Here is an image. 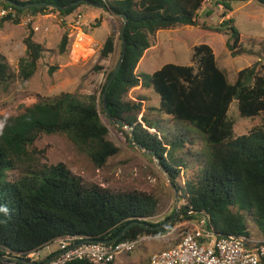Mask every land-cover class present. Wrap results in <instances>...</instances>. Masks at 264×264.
Returning <instances> with one entry per match:
<instances>
[{
  "label": "trees",
  "instance_id": "obj_1",
  "mask_svg": "<svg viewBox=\"0 0 264 264\" xmlns=\"http://www.w3.org/2000/svg\"><path fill=\"white\" fill-rule=\"evenodd\" d=\"M19 5L46 2L64 6L78 0H9ZM7 0L16 15L0 19L19 24V16L54 13L60 20L82 5L66 10L53 7L21 9ZM105 3L116 14L126 16L125 54L121 67L108 87L106 105L109 113L124 124H134L139 103L124 99L128 91L143 81L135 73L143 52L150 46L151 36L162 29L180 25L197 27V12L205 0H89ZM224 12L216 26L202 24L204 34H226L225 46L232 52L240 46V33L233 19H225L233 2L250 0H209ZM264 5V0H254ZM189 33V32H188ZM186 34V37L188 35ZM119 39L121 37L119 33ZM25 56L18 61V77L28 80L37 68L44 47L33 39L30 29L23 40ZM68 42L64 32L59 42L63 50ZM122 46V42H121ZM114 49V39L107 36L100 49L107 57ZM192 65L165 63L151 73L153 90L159 96L158 109L174 120L188 123L203 135L204 166L198 177L185 183L186 194L180 215L175 222L194 220L206 213L219 235L247 234L244 216L247 211L264 236V128L257 127L246 135L233 137L235 122L228 115L236 100L241 117L253 118L264 113V73L255 65L240 69L234 82L217 66L215 54L207 43L192 46ZM0 51V77L8 71ZM112 71L101 88L99 101ZM146 84V83H145ZM95 94L85 99L68 92L38 100L16 115L2 119L0 129V243L16 250H30L56 237L76 235L92 240H111L124 226L136 219L147 226L134 224L116 241L133 240L138 236L154 237L170 231L172 222L152 228L148 219L155 214L156 200L147 193L113 191L84 181L64 163L41 164L33 150L41 134H64L77 149L86 153L93 164L101 167L108 157L118 152L106 137ZM101 113L104 114L103 107ZM136 122V121H135ZM154 128L152 125L149 126ZM133 141L153 151L159 164L175 184L178 161L172 159L182 140L162 141L156 133L136 123ZM168 157L170 159H168ZM176 190H179L176 187ZM233 207L238 210L233 211ZM173 215V214H172ZM171 215V216H172ZM170 216V217H171ZM170 217H167L170 218ZM1 264V263H0ZM65 264H93L87 260H71ZM111 264V263H110ZM148 264V261L147 263Z\"/></svg>",
  "mask_w": 264,
  "mask_h": 264
},
{
  "label": "rangeland",
  "instance_id": "obj_2",
  "mask_svg": "<svg viewBox=\"0 0 264 264\" xmlns=\"http://www.w3.org/2000/svg\"><path fill=\"white\" fill-rule=\"evenodd\" d=\"M223 12V8L205 0L197 12V27L178 25L159 30L151 36L150 46L143 52L135 69L143 84L131 88L124 97L127 101L139 103L141 108L133 114L136 122L124 127H118L105 118L99 101L101 88L121 53L119 33L123 22L119 15L107 9L82 5L64 20L52 14H46L40 20L39 16L27 20L23 14L19 16V24L4 23L0 29V51L9 68L7 74L0 77V129L3 118L22 112L38 100L64 92L75 94L81 99L95 94L102 121L108 129L106 137L118 148L115 155L97 167L86 153L59 133L41 134L30 150H33L41 164L50 166L64 163L72 173L86 182L113 191H137L151 195L157 202L155 214L148 219L153 223L163 221L174 213L177 214L176 218L181 217L180 208L186 200L185 183L195 180L204 166L206 144L203 135L191 125L176 121L159 111V96L151 86L150 76L165 63L192 65V46L199 43L210 45L217 66L226 74L229 82H234L240 69L252 65L264 73V5L254 0L233 2L232 11L226 12L225 19H233L240 33V46L234 53L225 46L228 38L226 34H204L199 31L202 24L211 27L218 25ZM78 15L80 24L74 28ZM34 21L35 26L32 24ZM30 29L33 39L41 41L44 51L34 74L28 80H22L17 74L18 61L26 55L23 40ZM79 30L80 40L76 36ZM64 32L67 33L68 42L60 50L59 42ZM107 36L113 37L114 49L107 57H102L100 49ZM228 115L235 122L234 138L246 135L254 128H264V113L253 118L241 117L236 100L230 104ZM136 123L156 133L162 141H183L172 157L178 161L180 168L175 184L160 168L158 159L134 145L130 130ZM151 125L154 128L149 127ZM232 209L238 210L236 207ZM241 212L247 233L261 235L251 214ZM191 223L188 220L173 221L170 231L139 243L132 252L117 256L111 264H146L151 253L172 246L176 239L175 232L181 227L189 228ZM57 249L58 244L51 243L42 249V254ZM120 259L122 262H119Z\"/></svg>",
  "mask_w": 264,
  "mask_h": 264
},
{
  "label": "built area",
  "instance_id": "obj_3",
  "mask_svg": "<svg viewBox=\"0 0 264 264\" xmlns=\"http://www.w3.org/2000/svg\"><path fill=\"white\" fill-rule=\"evenodd\" d=\"M16 15L12 7L0 0V19ZM30 20L34 16L25 13ZM80 15L73 27L78 28ZM80 30L77 38L80 40ZM189 221V220H188ZM189 228L175 232V243L150 254L148 264H264V236L250 234L219 235L209 216L201 212ZM169 234V233H168ZM152 237L138 236L133 240H92L76 235L56 237L30 250H16L0 243L1 264H65L71 260H87L93 264H110L117 256L132 252L139 243ZM57 243L58 249L42 254V249Z\"/></svg>",
  "mask_w": 264,
  "mask_h": 264
},
{
  "label": "water",
  "instance_id": "obj_4",
  "mask_svg": "<svg viewBox=\"0 0 264 264\" xmlns=\"http://www.w3.org/2000/svg\"><path fill=\"white\" fill-rule=\"evenodd\" d=\"M9 1V0H7ZM10 2V1H9ZM81 2H84L88 5L94 6V7H98V8H102V9H107L112 13H115L113 9H111L108 5H106L105 3H100V2H95V1H89V0H78V1H74V2H70L64 6H57L55 4L52 3H46V2H38V3H27L25 5H19L16 4L14 2H10L12 5H14L15 7L21 8V9H26V8H30V7H53V8H57V9H61V10H66L72 6H75ZM116 14V13H115ZM121 17L122 19V27L120 30V37H121V42H122V46H121V53H120V57L119 60L117 62V64L115 65L114 69L112 70L109 79L107 81V83L105 84L103 93H102V107H103V111H104V116L105 118L114 123L115 125H117L118 127H124L126 124L123 123V121L120 118H115L113 117L109 111H108V107L106 105V94H107V90L109 85L111 84L112 80L114 79L117 71L119 70V68L121 67L123 58H124V54H125V47H126V43H125V26H126V16L124 14H117ZM130 134H131V139L133 138L134 134H133V129L130 130ZM134 145H136L137 147H140L141 149H143L146 153L154 156L156 159H158V157L156 156V154L153 151H148L146 149H144L140 144L135 143ZM160 168H162V166L159 164ZM177 214H173L170 218L166 219L165 221H163L160 225L158 226H154L152 228H161L163 226H166L168 224H170L171 222H173L176 218ZM134 224H139L141 226H147V224L143 221H140L139 219L134 220L133 222L127 224L126 226H124L122 228V230L117 234V236L115 238H112L111 240H104V242L106 241H115L117 239H119L124 233L125 231L130 228L132 225Z\"/></svg>",
  "mask_w": 264,
  "mask_h": 264
},
{
  "label": "crops",
  "instance_id": "obj_5",
  "mask_svg": "<svg viewBox=\"0 0 264 264\" xmlns=\"http://www.w3.org/2000/svg\"><path fill=\"white\" fill-rule=\"evenodd\" d=\"M46 14H52V15H55V16H56V14H54V13H49V12L46 13V12H44L43 14L38 15V16H39V20H40L41 18L45 17ZM69 15H70V14H69ZM69 15H67V16H69ZM67 16H66V17H67ZM36 17H37V16H36ZM56 17H57V16H56ZM66 17H65V18H66ZM5 23H6V22H5ZM45 23H46V22H45ZM32 24L35 26V21H34ZM44 25H45V24H44ZM45 26H46V25H45ZM34 28H35V27H34ZM35 41H37V40H35ZM37 42L41 43V41H39V40H38ZM41 44H42V43H41ZM119 262H122V259H120ZM115 264H116V262H115Z\"/></svg>",
  "mask_w": 264,
  "mask_h": 264
}]
</instances>
